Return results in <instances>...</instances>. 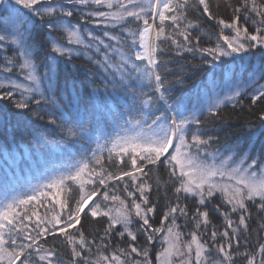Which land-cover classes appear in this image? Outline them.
<instances>
[{"label": "snow or ice", "instance_id": "obj_1", "mask_svg": "<svg viewBox=\"0 0 264 264\" xmlns=\"http://www.w3.org/2000/svg\"><path fill=\"white\" fill-rule=\"evenodd\" d=\"M228 7L231 18L225 20L214 15L210 0H0V73L8 74L0 79V125L14 120L29 128L40 121L61 133L58 140L33 139L35 147L19 155L15 137L5 133L0 264H64L56 243L61 238L70 250L68 264H154L148 246L157 241L162 251L155 264H175L173 257L178 264H236L234 257L264 264V242L256 252L247 250L251 208L264 214V109L258 123L243 126L246 147L228 143L231 133L221 145L219 134L204 127L209 118L220 119L226 102L243 105L248 84L256 85L248 92L249 109L264 103V84L259 83L264 80V0H238ZM190 12L215 22L214 44L201 46V35L194 34L199 18H190ZM166 50L177 56L200 53L198 67L210 77L225 65L223 97L216 98L214 78L207 100L177 97L185 70L168 67L161 55ZM253 50L260 52L258 66L251 64ZM228 58L241 62L239 73L227 66ZM246 65L253 73L240 81L241 88L232 81L247 71ZM108 127L113 133L101 142ZM77 147L83 149L79 159L45 167L37 183L20 175L46 166V156H70ZM161 168L166 180L158 175ZM153 177L157 191L163 183L169 200L158 227L150 222L157 211L150 197ZM189 199L197 205L195 229L184 241L177 214L188 217L181 201ZM214 200L211 210L223 217L226 229L213 226L202 239ZM86 218L104 221L103 231L95 230L91 239L84 231ZM125 234L126 247L117 245L105 255L113 236L123 240ZM140 235L143 247L137 246ZM49 239L53 244L45 247ZM212 248L222 259L211 256Z\"/></svg>", "mask_w": 264, "mask_h": 264}, {"label": "trees", "instance_id": "obj_2", "mask_svg": "<svg viewBox=\"0 0 264 264\" xmlns=\"http://www.w3.org/2000/svg\"><path fill=\"white\" fill-rule=\"evenodd\" d=\"M210 3L214 15L220 16L225 20H229L231 18V8L228 7V5L231 4L232 6H235L238 3V0H210ZM190 18H199L200 27L196 30V33L194 34L201 35L202 37L200 41L201 46H208L209 43L214 44L216 32H217L215 22L208 21L206 17H200L198 13L190 12ZM88 27L89 29H96L95 25H88ZM209 33L212 34L211 41H209L208 39ZM180 39L182 40V38ZM7 55L11 56L12 51L9 50L7 52ZM161 55L162 58L168 62V67L171 68L174 72H179L181 67H183L185 70L184 71L185 86L183 88L177 87L175 92V95L177 97L190 96L193 102H198L199 100H203V95L208 90V84L210 78H214L216 82V78H220L223 76L222 69L225 67V65H221L220 67H218L215 73L212 74V77H210L207 71L201 70V68L198 67L200 65V53H195V55H193L192 53L184 52L180 56H177L175 51L166 50L163 53H161ZM249 55L253 57L251 64L254 60L260 62L259 51L253 50L252 53H250ZM2 60H3V53H0V62H2ZM80 63L81 60H76L77 65H80ZM240 63L241 62L239 60L233 62L231 58H228L227 66L232 67L234 65L236 67V70L240 72L239 70ZM203 67L204 69H207L208 66H203ZM248 68L251 67L247 66V69ZM40 71L43 72V69L41 68ZM5 75L8 74L0 73V79H2ZM12 76L15 78L16 74L13 73ZM243 100H244L243 105H237L235 107H233L232 103L226 102V105L222 107V110L220 112V119L209 118L208 123L204 126L208 132L212 134H217V133L219 134V136L221 137V145H223L224 143L225 134L231 133L232 135L228 137V143L230 144L244 143L245 147L247 146L246 141L248 139V130L243 126L248 122H252L253 124L258 123L257 117L259 112L262 109H264V103H261L250 110L249 109L250 100L248 98L247 92H245ZM105 131H106V135L105 137H102L101 142H103V139L107 138V135L113 133V128L108 127L106 128ZM5 133L9 138L13 136L15 137L18 147H16L14 151L17 155L23 153L24 151L30 148H34L35 145L32 144L33 139L47 138V139L58 140L60 139L61 136L59 130L56 129L54 126H47L45 125L44 122H40V121H36L29 128H24L22 126L18 127L14 120L7 127L0 125V164L3 163V153L5 151V148L3 146ZM21 140L23 142H21ZM85 147H89L90 149V148H94L95 145L94 144L91 146L85 145ZM215 147L216 145H213V148ZM221 150L223 149L221 148ZM82 152L83 149L77 147L75 152L70 156L69 155H65V156L57 155L54 157L46 156L45 159L49 161V163L46 166L42 165L38 168H32L30 171L25 169L20 173V175L34 184L37 182L38 179H41V175L45 172V167L52 168L66 163H71L74 159H79L80 154ZM158 175L165 180L167 179L166 173L164 172L163 168L158 170ZM151 182L153 183V189L150 193V197L152 202L157 204V211L155 215L151 218L150 222L153 224L154 227H158L160 219L163 216L164 209L168 204L169 200L166 199L165 197V186L163 185V183H161L159 191H157V186L155 184V177H153V180ZM120 187L122 188V185H120ZM11 194L14 193H10V195ZM167 196L169 199L172 198V192L170 187L167 189ZM2 197H3V192L0 191V198ZM172 202L173 203L175 202L174 199H172ZM217 202L218 201L214 200L212 204L208 205V209L210 211L211 224L207 227V236H202V239H207L208 236H210L211 231L213 230V226H215V228L219 232H223L226 229V225L223 217L219 215V213H216L211 210L212 205ZM181 203L187 204L188 217L185 218L177 214V224L179 225V230L183 233V240L188 241L191 239L189 233L195 229V222L193 221L192 216L196 210L197 205L194 199H189L187 201L182 200ZM251 211H252V217L249 221L251 234L248 239L247 250L249 252H256L259 243L264 242V231L260 229V224L264 222V220H262V216H264V214L257 215V210L255 209V207H252ZM232 219L235 221L238 219V217L233 215ZM103 227H104L103 220L99 224L92 222L89 218H86L84 221V231L90 239L96 236L95 230L98 229L100 232H102ZM131 227L133 231H136L139 227V222H137L134 219V222L131 225ZM119 228L120 226L117 225V229ZM204 231L205 229L202 225L200 228V232H204ZM56 243L60 245V247L58 248L60 258L63 260L64 264H68L70 260V250L65 246L63 242V238L56 241ZM99 243L100 241L97 238L96 243L92 245L93 255L90 256V259L93 260L96 259V255H95V253L97 252L96 245ZM127 243H128V239L126 234L123 240L120 237L113 236L112 244L109 246L108 251L105 252L104 254L105 255L110 254L111 250L115 248L117 245H119L120 247H126ZM52 244L53 241L49 239L48 244H46L45 247H50L52 246ZM144 245H145L144 237L143 235H140L139 240L137 242V246L143 247ZM148 247H149L150 258L153 260L155 264L157 252L162 251L161 243L157 241L153 246H148ZM240 250L242 252L245 250L243 239ZM210 251L212 257L216 259H222V256H220L217 253L215 248H212ZM133 256H135V254H133ZM135 258L142 259V257H135ZM234 259L236 261V264H245V261L240 257H234ZM257 260H259V256H257Z\"/></svg>", "mask_w": 264, "mask_h": 264}, {"label": "rangeland", "instance_id": "obj_3", "mask_svg": "<svg viewBox=\"0 0 264 264\" xmlns=\"http://www.w3.org/2000/svg\"><path fill=\"white\" fill-rule=\"evenodd\" d=\"M247 59V58H246ZM252 65H255V66H258L259 65V62L258 61H256V60H254L253 62H252ZM240 66V65H239ZM247 66V65H246ZM251 67V66H250ZM239 70H240V67H239ZM237 73H239L238 71H237ZM251 73H253V68L251 67V68H248L247 69V71H244L243 73H242V75H238L235 79H233V84H239V86L241 87V88H244L245 87V85L243 84V83H240V81L241 80H244V81H247V80H249V78H250V74ZM252 78L254 79L255 78V76H252ZM222 79H223V76L222 77H220V78H216V92H217V94H218V96L216 97V98H222L223 97V95H224V92L226 91V89H224V87H223V85H222ZM259 83H261V84H264V80H260L259 81ZM254 87H256V85L255 84H248V86H247V93L248 92H250L251 90H252V88H254ZM208 97H209V92H208V90L204 93V95H203V100H207L208 99ZM40 179H38L37 180V182L39 181ZM36 182V183H37ZM173 260H174V262H175V264H178V258L177 257H173Z\"/></svg>", "mask_w": 264, "mask_h": 264}]
</instances>
